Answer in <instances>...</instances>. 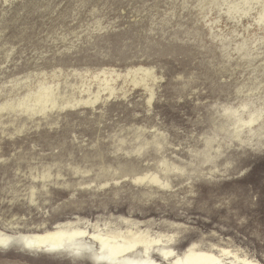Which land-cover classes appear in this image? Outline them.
<instances>
[{
  "label": "rangeland",
  "instance_id": "374dc122",
  "mask_svg": "<svg viewBox=\"0 0 264 264\" xmlns=\"http://www.w3.org/2000/svg\"><path fill=\"white\" fill-rule=\"evenodd\" d=\"M135 65L158 76L150 103L131 87L47 115L0 111V264H183L193 244L264 264V130L226 116L264 108V0H0V105L44 71L62 70L64 95L76 70ZM161 160L180 167L169 186L133 183L164 179ZM69 222L73 237L33 244ZM126 227L163 247L115 258L92 234Z\"/></svg>",
  "mask_w": 264,
  "mask_h": 264
},
{
  "label": "bare ground",
  "instance_id": "6f19581e",
  "mask_svg": "<svg viewBox=\"0 0 264 264\" xmlns=\"http://www.w3.org/2000/svg\"><path fill=\"white\" fill-rule=\"evenodd\" d=\"M152 67L135 65L120 70L114 68V66H104L96 68V70L89 68L81 71L76 70L75 81L71 84V88H69L72 90L70 94L64 95L60 93L61 91L59 92L60 79L63 75L62 70H53L51 73L44 71L43 73L36 74L35 79H28L25 83L27 87L26 92L18 98L8 99L2 103L0 105V111L11 110L17 114H27V116H35L36 114L47 115L50 111L56 109L64 110L69 107L76 108L81 105L95 106L104 94L108 95V99H110L118 91L126 94L127 89L129 88L130 90L131 87H143L148 92V96L150 97L148 103H150L154 98V82L158 80V76ZM228 111L229 114H226V116L235 126L234 130L237 129L240 132L241 130L248 129V132L253 134L256 131L258 132V130H264V108H256L246 116L238 117L237 119H233L232 115H230L234 110L229 109ZM254 130L255 132H252ZM233 132L236 133V131ZM158 168L164 173V179L162 175L151 170L135 173L130 178L136 185L165 187L169 186V183L165 180L166 174L180 169V167L174 163H169L167 160L159 161ZM151 172L153 174L150 176L149 173ZM49 176L50 173H43L38 177L47 179ZM106 184L108 185V183ZM33 196L34 192L31 193L30 197L32 198ZM67 226H69L67 229L59 228L56 231L47 230L41 232L35 239L32 238L33 244L38 246L48 242L51 244L60 243L66 236L73 237L78 232L76 229L82 227L75 225L73 222H69ZM92 234L98 241L99 247L115 258L123 257L139 247L144 249H149L151 246L163 247V245H160L162 235L152 236L147 231L132 227H126L125 229L115 228V230L95 229ZM2 241L0 238V245ZM232 254L235 255L234 258L239 260L241 264H258L252 259L240 257L228 249H222L221 254H218L212 249H200L197 244H193L182 254L181 261H183V264H220L218 263L220 257ZM148 264L157 263L148 262ZM174 264H179V262H175Z\"/></svg>",
  "mask_w": 264,
  "mask_h": 264
},
{
  "label": "water",
  "instance_id": "95a60500",
  "mask_svg": "<svg viewBox=\"0 0 264 264\" xmlns=\"http://www.w3.org/2000/svg\"><path fill=\"white\" fill-rule=\"evenodd\" d=\"M3 251H5V252H1L0 254H5V253H8V252H10V250H3ZM16 252H20V253H23V254H26V255H34V254H32V252H30V251H24V250H22V251H18V250H16ZM52 257H57V258H59V257H62V256H54V255H51ZM63 257H66V258H69L71 261H72V263L73 264H75V262L77 261V257H72V256H69V255H67V256H65V255H63ZM80 258V257H79ZM85 259V258H84ZM89 261H90V259H89ZM90 264H101V263H98V262H93V261H90Z\"/></svg>",
  "mask_w": 264,
  "mask_h": 264
}]
</instances>
